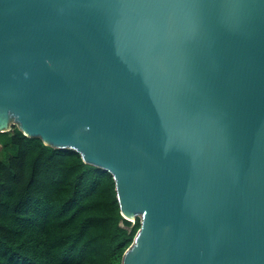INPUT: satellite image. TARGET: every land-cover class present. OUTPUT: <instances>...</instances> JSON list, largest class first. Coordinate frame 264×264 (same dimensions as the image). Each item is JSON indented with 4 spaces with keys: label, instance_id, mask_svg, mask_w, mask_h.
Listing matches in <instances>:
<instances>
[{
    "label": "water",
    "instance_id": "1",
    "mask_svg": "<svg viewBox=\"0 0 264 264\" xmlns=\"http://www.w3.org/2000/svg\"><path fill=\"white\" fill-rule=\"evenodd\" d=\"M110 171L122 264H264V0H0V132Z\"/></svg>",
    "mask_w": 264,
    "mask_h": 264
},
{
    "label": "trees",
    "instance_id": "2",
    "mask_svg": "<svg viewBox=\"0 0 264 264\" xmlns=\"http://www.w3.org/2000/svg\"><path fill=\"white\" fill-rule=\"evenodd\" d=\"M0 145V264H122L142 223L110 171L16 124Z\"/></svg>",
    "mask_w": 264,
    "mask_h": 264
},
{
    "label": "rangeland",
    "instance_id": "3",
    "mask_svg": "<svg viewBox=\"0 0 264 264\" xmlns=\"http://www.w3.org/2000/svg\"><path fill=\"white\" fill-rule=\"evenodd\" d=\"M13 124H16V125H18V124L16 123V121H15V120H12V123H11L10 127H12V126H13ZM0 146H1V145H0Z\"/></svg>",
    "mask_w": 264,
    "mask_h": 264
}]
</instances>
